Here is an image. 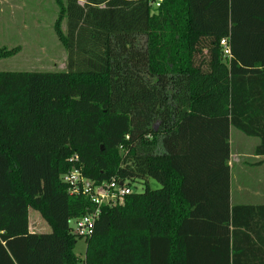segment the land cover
Instances as JSON below:
<instances>
[{
	"label": "trees",
	"instance_id": "obj_1",
	"mask_svg": "<svg viewBox=\"0 0 264 264\" xmlns=\"http://www.w3.org/2000/svg\"><path fill=\"white\" fill-rule=\"evenodd\" d=\"M54 31L66 71L29 74L25 112L0 121V264H77L69 222L94 206L61 182L72 168L145 185L101 208L84 264H253L242 236L261 243L246 221L264 206L230 207L227 163L230 127L264 156V0H65ZM194 156L217 176L216 207L185 189ZM29 209L50 233L29 231Z\"/></svg>",
	"mask_w": 264,
	"mask_h": 264
},
{
	"label": "rangeland",
	"instance_id": "obj_2",
	"mask_svg": "<svg viewBox=\"0 0 264 264\" xmlns=\"http://www.w3.org/2000/svg\"><path fill=\"white\" fill-rule=\"evenodd\" d=\"M64 4L65 0H0V51L17 48L15 54L0 59V87L8 90L3 94L0 92V121L9 123L8 128L14 125L26 110L25 92L30 86L29 74L66 71L67 51L54 31V23ZM65 26L64 22L61 26L63 33L66 31ZM39 106L36 98L31 109L39 110ZM250 142H256V139L247 137L236 129L232 131L231 151L234 161L239 159V163L250 161L249 152L246 150ZM256 172L259 171L252 173ZM232 177L233 203H236L245 194L240 190L245 184L242 182L244 180L242 167L236 164ZM148 185L151 189L160 188V185L152 179L148 180ZM130 187L133 192L141 193L145 185L143 182L135 181ZM28 220L33 232L37 234L51 232L50 227L37 211L29 209ZM69 227L70 231L74 230L73 219L69 222ZM86 248L87 240L77 239L74 247L77 264H84Z\"/></svg>",
	"mask_w": 264,
	"mask_h": 264
},
{
	"label": "crops",
	"instance_id": "obj_3",
	"mask_svg": "<svg viewBox=\"0 0 264 264\" xmlns=\"http://www.w3.org/2000/svg\"><path fill=\"white\" fill-rule=\"evenodd\" d=\"M64 23V22H63ZM62 23V25H63ZM66 27V26H65ZM66 29V28H65ZM235 128L230 127V137H229V146H230V157L228 160V167H229V174H230V207H236V206H251V207H258V206H264V156L256 155L255 149L259 145L260 141L257 138L256 142H250L251 144L248 145L247 149L248 154V160L250 161H241L239 163L240 159L238 161H234V155L231 151V135L232 131ZM253 138V137H250ZM248 143V142H246ZM238 155V154H237ZM240 156V155H239ZM202 158L194 156L193 158H186L184 161L181 162V168H184L185 175L187 177L186 182V191L187 192H198L203 191V193H206V195L209 194L210 197V208L216 207L217 201L216 198L213 201V198L211 195H213V186L215 188V193L218 191V182H217V176H214V174L210 171L208 172L206 168V164L201 160ZM192 160V161H191ZM239 165V167H242V174L244 176V180L242 182H245V184L240 187V190L244 191L245 194L242 195L243 198L238 199L236 203H233L234 200V189H233V177L232 172L235 167V165ZM194 167L198 168V170H195L191 172L188 168ZM253 171H259L256 173H252ZM215 177L216 182H213V179ZM182 179V176H180V180ZM248 218L246 222L252 224L261 226L262 229L264 228V212L262 215L253 216ZM33 228L29 225V231L32 233ZM32 230V231H31ZM215 231V230H214ZM215 238L216 232L212 234ZM252 238H248L247 236H242V241L244 244L243 248L247 250V255L249 258L253 260V264L257 260V264H261L260 258L262 257L264 261V233L262 234V241L256 240L253 236ZM214 241V240H213ZM262 250V251H261ZM264 263V262H262ZM256 264V263H255Z\"/></svg>",
	"mask_w": 264,
	"mask_h": 264
},
{
	"label": "built area",
	"instance_id": "obj_4",
	"mask_svg": "<svg viewBox=\"0 0 264 264\" xmlns=\"http://www.w3.org/2000/svg\"><path fill=\"white\" fill-rule=\"evenodd\" d=\"M159 4H156L158 7ZM220 46L224 59L231 57L230 45L227 38L220 41ZM70 161L77 162V156ZM60 180L68 187L69 195H82L89 199L94 206V210L78 218H74L75 227L71 233L81 240L89 239L94 232L96 221L98 220L102 207H113L122 204L125 197L131 195L133 190L130 181H119L115 178L108 182L95 183L83 176L77 168H72L60 176Z\"/></svg>",
	"mask_w": 264,
	"mask_h": 264
}]
</instances>
